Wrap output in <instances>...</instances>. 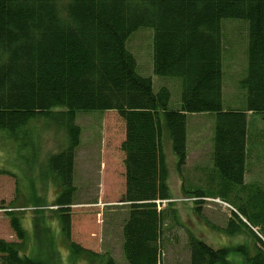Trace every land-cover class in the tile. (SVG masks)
<instances>
[{
  "label": "trees",
  "instance_id": "16d2710c",
  "mask_svg": "<svg viewBox=\"0 0 264 264\" xmlns=\"http://www.w3.org/2000/svg\"><path fill=\"white\" fill-rule=\"evenodd\" d=\"M235 18L247 23V45L239 80L244 102L232 108L223 106L221 21ZM142 28L153 31V73L179 83L177 102L171 103L167 85L154 90L151 76L138 71L127 44ZM106 110H115L124 123L121 198L129 209L121 226L122 262L80 245L70 233L81 134L76 116ZM197 113L213 114L215 173L209 177L218 181L224 198L232 194L236 206L218 231L243 234L244 240L214 247L188 232L187 264H238L228 258L231 252L243 258L239 264H264V188L245 182L254 145L248 114L259 116L264 131V0H0V142L27 139L37 118L40 129L53 126L65 135L61 150L43 156L57 185L58 229L42 230L37 241L10 214L16 240L0 238V264H161L166 218L156 201L171 198L164 147L169 141L180 172L186 119ZM183 191L196 198L205 194ZM171 218L178 223L174 211ZM56 236L66 244L63 258Z\"/></svg>",
  "mask_w": 264,
  "mask_h": 264
},
{
  "label": "rangeland",
  "instance_id": "374dc122",
  "mask_svg": "<svg viewBox=\"0 0 264 264\" xmlns=\"http://www.w3.org/2000/svg\"><path fill=\"white\" fill-rule=\"evenodd\" d=\"M221 23L223 106L237 108L244 102L239 80L246 68L247 23L236 18L223 19ZM152 37V29L142 28L133 34L127 46L136 58L139 73L151 76L154 90H158L156 84L167 85L171 92V103L177 102L179 83L177 86L175 80L153 73ZM259 120V116L248 114L249 133L251 131V141L255 146L249 151L245 182L264 188V131L260 129ZM35 122L38 127L27 135V139L13 141L6 138L7 141L0 142V238L6 241L16 240L9 226L10 214L19 217L24 228L32 234L34 232L37 241L38 237L43 239L42 235L37 234L42 230L44 233L50 227L52 230L58 229L54 213L56 207L53 206L57 185L48 176L47 161L43 156L61 150L65 135L57 133L53 126L40 129L41 119L37 118ZM76 122L81 134L74 160L73 184L76 192L69 206L71 239L93 251L108 253L116 261L122 262L121 226L129 209L121 198L125 191L121 160L123 152L120 149L124 139V123L115 110L80 112ZM213 130V114L187 116V154L180 172L176 169L170 142L165 143L171 198L156 201L157 209H164L166 218L161 264H187L188 232L214 247L235 245L244 240L243 234L226 236L218 231L225 226L232 211L236 212V206L231 203L232 194L224 198L219 193L218 181H212L213 178L209 177V173H215ZM183 188L191 191L201 189L204 197H190L192 195L184 193ZM240 195L244 200L245 194L241 192ZM195 209H199L200 216ZM172 211L177 215L178 223L171 218ZM239 218L247 222L242 215ZM253 229L258 230V225ZM55 244L59 256L63 258L66 244L61 236L57 237ZM228 258L238 264L243 262L238 253L231 252Z\"/></svg>",
  "mask_w": 264,
  "mask_h": 264
},
{
  "label": "crops",
  "instance_id": "0c3cea01",
  "mask_svg": "<svg viewBox=\"0 0 264 264\" xmlns=\"http://www.w3.org/2000/svg\"><path fill=\"white\" fill-rule=\"evenodd\" d=\"M121 160L123 161V155H122ZM122 163H123V162H122ZM123 173H124V169H123V171H122V175H123ZM123 177H124V175H123Z\"/></svg>",
  "mask_w": 264,
  "mask_h": 264
},
{
  "label": "bare ground",
  "instance_id": "6f19581e",
  "mask_svg": "<svg viewBox=\"0 0 264 264\" xmlns=\"http://www.w3.org/2000/svg\"><path fill=\"white\" fill-rule=\"evenodd\" d=\"M65 260V259H64Z\"/></svg>",
  "mask_w": 264,
  "mask_h": 264
}]
</instances>
